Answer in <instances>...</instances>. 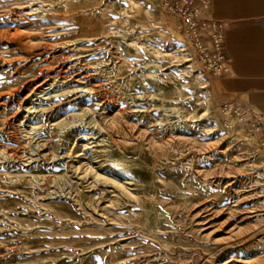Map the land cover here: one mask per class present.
I'll list each match as a JSON object with an SVG mask.
<instances>
[{"label":"rangeland","instance_id":"1","mask_svg":"<svg viewBox=\"0 0 264 264\" xmlns=\"http://www.w3.org/2000/svg\"><path fill=\"white\" fill-rule=\"evenodd\" d=\"M139 1L0 0V264H264V129L231 125L223 75ZM113 167L131 196L92 175Z\"/></svg>","mask_w":264,"mask_h":264},{"label":"crops","instance_id":"2","mask_svg":"<svg viewBox=\"0 0 264 264\" xmlns=\"http://www.w3.org/2000/svg\"><path fill=\"white\" fill-rule=\"evenodd\" d=\"M210 17L226 28L229 69L219 88L264 121V0H211Z\"/></svg>","mask_w":264,"mask_h":264},{"label":"built area","instance_id":"3","mask_svg":"<svg viewBox=\"0 0 264 264\" xmlns=\"http://www.w3.org/2000/svg\"><path fill=\"white\" fill-rule=\"evenodd\" d=\"M172 13L179 24L191 52L204 68L214 76L226 74L229 69L225 52L226 28L224 23L210 17L211 0H158ZM221 112L227 118L236 115L255 126V132L264 128L259 125V115L246 105L232 100L224 102Z\"/></svg>","mask_w":264,"mask_h":264},{"label":"bare ground","instance_id":"4","mask_svg":"<svg viewBox=\"0 0 264 264\" xmlns=\"http://www.w3.org/2000/svg\"><path fill=\"white\" fill-rule=\"evenodd\" d=\"M129 2H130V4L132 5V6H137V7H140V6H142L141 5V2L139 1V0H128ZM154 1V0H153ZM145 11L147 12V14H148V11H149V9L147 8V9H145ZM168 12V11H167ZM169 14V16H164L163 15V20H164V24L167 26V27H169L170 29H172V30H174L175 29V27H174V23L176 24V27L179 29V31H181V28H180V26H179V24L177 23V21H176V18H175V16L172 14V13H170V12H168ZM166 14V13H165ZM148 16H150V15H148ZM174 22V23H173ZM36 23H37V21H36ZM169 37V36H168ZM187 42V41H186ZM185 42V43H186ZM134 47H135V51H136V53H137V55L140 53V49L138 48V46L136 45V43H131ZM184 44V43H183ZM187 49H190L189 48V45H188V42H187V46L186 45H181V47L178 49V51H179V53H180V55H179V57H181L182 59H185L186 61H190V60H192V58H185V54H187V53H183V51H185V50H187ZM157 50V53H158V49H155V51ZM161 52V51H160ZM156 53V52H155ZM140 57V56H139ZM142 63H143V65L145 66V68H147L146 69V75L147 76H149V77H154L155 75H157L156 73H154V72H152V71H150L149 70V66L150 65H153L154 67L155 66H157V64L156 63H154V61L152 60V61H145V60H143L142 59ZM201 75H197L196 76V78L197 77H200ZM44 83H39V84H35V85H33L32 86V88H30V90H29V92L28 93H26V95L23 97L24 99H23V101H22V105H21V108H22V110H21V114H20V117H19V123H20V125H24L26 122L28 123V125H27V132H28V143H27V147H28V150L30 149V150H32L31 148L33 147V146H35V147H39L40 148V146H42V145H44L43 143L42 144H39V142H36L35 140L33 141V137L34 136H31L32 134L30 133L31 132V130H33V129H35L38 125L37 124H34V123H32V122H30L29 121V114L30 113H33V112H35L37 109V111H39V110H42V111H44V110H46L47 108H45L44 109V107H39L38 105H35L36 103L34 102L35 100H38V99H40L41 97H43V96H45V95H48L46 98H52V95H54V93H56V92H53V91H51V92H44V88H42V85H43ZM201 84H203V83H201ZM31 86V85H30ZM203 87H205V85H201V88H203ZM51 95V96H50ZM42 100H43V98H42ZM49 109V108H48ZM47 109V110H48ZM171 109H174V106H171ZM209 109V105L207 104L206 105V107H205V110L202 112V113H200V114H193V115H190L189 117L190 118H193V119H195V120H201V118L204 116V115H206L207 113H208V110ZM36 111V112H37ZM84 111V110H83ZM82 114L83 113H80V114H75V116L76 117H80V116H82ZM232 117H230V118H228V119H231ZM91 120V122H93V123H95V124H97L92 118L90 119ZM160 119H157V121H159ZM240 122V123H243V124H246V125H249L250 123L249 122H244V121H242L240 118H237V120H235V119H232L230 122H231V125L232 124H235L236 122ZM60 122V121H59ZM59 122H57L58 124H60V123H63V124H69V123H71V122H64V121H61L60 123ZM73 122V121H72ZM89 123V122H88ZM209 129H212L211 127L209 128ZM26 132V133H27ZM35 139V138H34ZM54 141H55V144H58V139H57V137H55V139H54ZM263 141V140H262ZM84 145H86V144H84ZM54 146V145H53ZM56 146V145H55ZM92 146H94V145H92ZM87 147H91V145L90 146H88L87 145ZM55 148V147H54ZM87 149V148H86ZM29 150V151H30ZM53 151V154H54V156L56 157L57 155H58V151H56V150H52ZM3 155H4V152H3ZM2 155V156H3ZM5 155H6V153H5ZM10 157V156H9ZM5 158V157H4ZM32 160V157H27L26 159H23V161L25 162V163H29L30 161ZM34 160V159H33ZM32 160V161H33ZM100 161V160H99ZM98 163V162H97ZM102 163V162H101ZM103 163H105V162H103ZM124 164L123 163H121V162H119L118 164H117V166L118 167H122ZM75 166V165H74ZM83 166V165H82ZM74 168V167H73ZM80 167L78 166V167H76L75 169L77 170V169H79ZM112 168V167H111ZM81 169V168H80ZM92 166H90L88 163H84V167H83V172H84V174H87V173H90L91 171H92ZM112 170V172H113V176H109V175H107V174H104V173H101V172H96V171H94L93 172V176L96 178V179H99V180H102L104 183H110L116 190H118V193H120V194H124L125 196H127V195H130L131 193H130V191H129V189H128V187H127V185L128 184H130V182H131V180L130 179H128V178H126L125 177V174H124V172L122 171V170H118V168H115V167H113V169H111ZM107 172V171H106ZM105 172V173H106ZM25 176V175H24ZM22 177V175H20V178ZM30 178V177H29ZM59 178L60 179H64L65 177H64V175H61V176H59ZM22 180H24L23 178H21ZM31 182V180H28V179H26V182ZM123 195V196H124ZM117 195H113V196H111V202H114V200H116V197ZM131 196V195H130ZM129 197V196H128Z\"/></svg>","mask_w":264,"mask_h":264}]
</instances>
